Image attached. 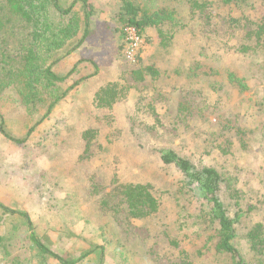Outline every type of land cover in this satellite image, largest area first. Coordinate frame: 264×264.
Returning <instances> with one entry per match:
<instances>
[{
    "label": "rangeland",
    "instance_id": "374dc122",
    "mask_svg": "<svg viewBox=\"0 0 264 264\" xmlns=\"http://www.w3.org/2000/svg\"><path fill=\"white\" fill-rule=\"evenodd\" d=\"M74 1L58 0L65 9ZM87 1L86 33L57 53L53 69L67 76L59 83L66 94L47 119L45 108L27 116L15 86L0 84V264H65L41 254L31 233L72 264H227L207 250L217 224L197 219L199 200L158 150L175 149L236 179L252 206L237 238L245 252L246 228L264 225V52L237 47L242 26L264 16V0ZM128 2L174 13L164 43L152 27L130 45L122 31ZM7 32L0 23V80L21 52ZM193 60L207 68L188 73ZM208 66L219 74L210 76ZM229 71L244 75L250 90L227 83ZM102 88L116 92L111 105H98ZM125 183L150 184L158 211L130 217L118 189Z\"/></svg>",
    "mask_w": 264,
    "mask_h": 264
},
{
    "label": "trees",
    "instance_id": "16d2710c",
    "mask_svg": "<svg viewBox=\"0 0 264 264\" xmlns=\"http://www.w3.org/2000/svg\"><path fill=\"white\" fill-rule=\"evenodd\" d=\"M225 4H239L242 0H222ZM198 4V3H197ZM79 5V6H78ZM129 18L122 31L127 26L135 28L143 36L146 30L156 28L164 43V24L168 20L175 21L174 13L165 9L145 11L128 2ZM92 16V6L87 0H75L68 8H62L58 0H0V23L8 24L6 37L20 44L18 64H11L5 79L0 80L2 87L15 86L21 104L27 110V116H34L46 109L43 120L53 112L54 107L62 100L66 91L60 92L59 83L67 76H59L53 66L57 61V53L64 49L70 41L77 38L82 30L88 29ZM233 23L241 24V20L233 19ZM248 21V20H247ZM245 38L237 47L238 50L256 54L264 52V16L250 25H243ZM169 44H167L168 46ZM166 47V46H165ZM253 54V55H254ZM16 62V61H15ZM264 62V60H263ZM193 60L188 73L201 74L207 65ZM210 76L219 74L214 66H208ZM145 70L157 75L159 70L154 66ZM208 74V72H207ZM227 83L241 92L250 90L247 79L233 71L227 73ZM4 83V84H3ZM221 83L213 81L212 86ZM70 86V88H72ZM264 92V89H263ZM117 99L116 92L111 88H102L96 94L99 106H108ZM260 107H264V93ZM32 128L31 131H33ZM93 130H86L84 138L87 148L90 147ZM15 142H22L14 139ZM162 163L173 166L183 177L184 187L194 199L199 200L197 219L205 226L217 224L211 237L208 251L223 255L227 264H264V225L254 223L245 231L248 242L244 252L237 244L239 226L243 215L251 212L252 206L245 207L244 193L237 187L236 179L222 174L210 165L196 164L192 159L181 155L175 149L161 148L158 150ZM125 202L128 214L132 218H145L158 211L160 202L148 183H125L118 187ZM0 206L4 207L0 203ZM5 208V207H4ZM28 225L32 224L28 213H21ZM39 252L57 258L62 263L72 264L52 251L35 234L31 233ZM0 237V243L4 241Z\"/></svg>",
    "mask_w": 264,
    "mask_h": 264
},
{
    "label": "built area",
    "instance_id": "2783aa9c",
    "mask_svg": "<svg viewBox=\"0 0 264 264\" xmlns=\"http://www.w3.org/2000/svg\"><path fill=\"white\" fill-rule=\"evenodd\" d=\"M124 34L126 40L130 43L131 46H135L141 41V36L136 32L135 28L131 26H127L124 29Z\"/></svg>",
    "mask_w": 264,
    "mask_h": 264
}]
</instances>
